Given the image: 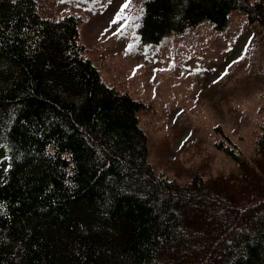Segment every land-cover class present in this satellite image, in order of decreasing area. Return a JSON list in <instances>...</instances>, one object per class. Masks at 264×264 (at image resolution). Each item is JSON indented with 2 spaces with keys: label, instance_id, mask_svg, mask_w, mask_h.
<instances>
[{
  "label": "trees",
  "instance_id": "trees-1",
  "mask_svg": "<svg viewBox=\"0 0 264 264\" xmlns=\"http://www.w3.org/2000/svg\"><path fill=\"white\" fill-rule=\"evenodd\" d=\"M233 11L264 33V0H145L139 35ZM80 22L0 0V264H264V132L249 158L214 129L239 176L157 175L147 105L103 81Z\"/></svg>",
  "mask_w": 264,
  "mask_h": 264
},
{
  "label": "rangeland",
  "instance_id": "rangeland-1",
  "mask_svg": "<svg viewBox=\"0 0 264 264\" xmlns=\"http://www.w3.org/2000/svg\"><path fill=\"white\" fill-rule=\"evenodd\" d=\"M36 1L44 17H80L85 57L103 81L147 105L140 127L157 175L179 183L193 173L239 176L215 146L224 139L217 128L256 157L264 132V33L239 11L224 30L202 23L147 44L139 35L145 0Z\"/></svg>",
  "mask_w": 264,
  "mask_h": 264
}]
</instances>
